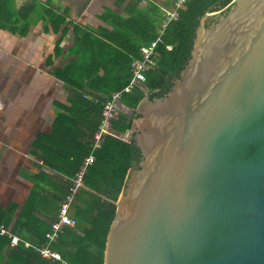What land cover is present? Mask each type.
Listing matches in <instances>:
<instances>
[{
	"label": "water",
	"instance_id": "95a60500",
	"mask_svg": "<svg viewBox=\"0 0 264 264\" xmlns=\"http://www.w3.org/2000/svg\"><path fill=\"white\" fill-rule=\"evenodd\" d=\"M218 4L165 96L137 80L139 105L115 102L132 125L108 133L133 139L141 159L104 264H264V0L212 13Z\"/></svg>",
	"mask_w": 264,
	"mask_h": 264
},
{
	"label": "trees",
	"instance_id": "16d2710c",
	"mask_svg": "<svg viewBox=\"0 0 264 264\" xmlns=\"http://www.w3.org/2000/svg\"><path fill=\"white\" fill-rule=\"evenodd\" d=\"M232 2L189 0L178 10L177 19L168 23L162 42L157 46V66L145 73V84L153 92L151 99L165 96L172 87L170 77H179L190 59L200 20L209 8L216 3L219 4L213 11L228 6L223 11L225 14ZM149 10L153 15L134 16L127 20L115 14H105L103 20L111 29L93 28L67 21L68 13L59 15L50 11L40 0H0V30L3 32L25 38L30 27L42 21L44 33L50 29L55 34L61 32L62 40L71 33L66 45L60 46L61 41L56 44L55 54L59 57L68 51L73 60L54 70L56 78L68 89L69 105L57 103L61 112L56 117L50 137L44 141L40 137L34 144L44 164L65 174L68 179L76 177L81 163L92 150L107 98L119 93L126 106L136 108L145 96L140 87L133 85L130 92L125 89L133 78L134 61L142 58L141 48L158 37L159 24L164 22L157 6L151 5ZM131 125L132 118L125 114H118L111 121L112 128L123 134L131 129ZM139 161L140 151L133 139L125 141L111 134L105 135L100 149L95 152L94 164L86 169L83 176L84 186L91 191L80 190L72 205L76 227L64 228L54 244V249L67 264H104L116 203L129 170ZM59 163L64 168H60ZM71 180L67 181L63 198L72 185ZM40 197L34 190L28 202L38 201ZM45 204L47 207L51 202L47 204L45 201ZM30 208L24 207L21 214L27 219L24 228L30 236L19 234L20 241L15 246L7 234L0 233V264H61L41 257L36 250L46 242V234L57 218L59 207L55 208V217L50 222L36 220L33 222L36 226L31 224ZM14 209V205L8 209L0 207V226H10ZM12 229V232L17 231V226ZM25 242L31 246L25 247Z\"/></svg>",
	"mask_w": 264,
	"mask_h": 264
},
{
	"label": "crops",
	"instance_id": "0c3cea01",
	"mask_svg": "<svg viewBox=\"0 0 264 264\" xmlns=\"http://www.w3.org/2000/svg\"><path fill=\"white\" fill-rule=\"evenodd\" d=\"M176 1L40 0L50 11L59 15L68 13L67 21L82 26L108 29H111V26L103 20L105 14H115L123 20L134 16L153 15L149 10L151 5L160 9L159 12L165 22V11H172ZM162 25L159 24L161 27L158 35ZM70 36L71 33L62 40L61 32L55 34L50 29L48 33H44L42 21L32 25L30 33L25 38L0 30V207L8 209L11 205L15 206L10 226L6 228L16 237L30 236L24 228L28 223L27 219L21 216L24 207H31L30 223L33 226H36L33 223L36 220L50 222L55 217V208L61 209L85 159L91 154L90 152L83 160L78 174L71 180L65 174L44 164L41 154L36 152L34 145L40 137L43 139L41 141L50 137L56 117L61 112L57 103L69 105L68 89L56 78L54 70L73 60L68 51L59 57L55 54L56 44L61 41L60 46L66 45ZM53 150L56 151L54 145ZM58 166L64 168L60 163ZM69 180L72 185L63 198ZM82 189L91 191L86 186L80 190ZM34 190H37L41 197L38 201L35 199L28 202ZM45 201L47 204L48 201L51 202L50 206L46 207ZM14 225L17 226V231L12 232Z\"/></svg>",
	"mask_w": 264,
	"mask_h": 264
},
{
	"label": "built area",
	"instance_id": "2783aa9c",
	"mask_svg": "<svg viewBox=\"0 0 264 264\" xmlns=\"http://www.w3.org/2000/svg\"><path fill=\"white\" fill-rule=\"evenodd\" d=\"M189 0H177L174 4V8L172 11H165L166 19L162 28L159 32L158 37L152 41L149 45L143 46L141 48V59H136L133 63V78L129 87L125 89V91L130 92L131 87L133 86L134 81H141L142 83H146V71L151 70L157 66L158 53L156 51L159 43L162 42V35L168 23L173 20H176L178 17V10L184 7V4ZM171 50V47H167ZM121 94H112L110 98H107V101L104 105V109L102 112V119L100 125L98 127V131L95 135V142L92 147L91 154L85 159L83 163L80 173L77 178L73 182V186L70 190V194L66 197L65 201L61 205V209L57 215L56 221L51 225V229L46 234V242L39 248H36L41 257L51 260L57 261L61 264H67L66 261L62 258L61 254L54 249V244L57 242L59 235L62 233L64 228H75L76 220L73 217L72 213V205L75 203V199L78 191L83 188V176L86 172V169L89 165H92L95 161L94 152L101 147V144L104 140L105 135L108 134V129L111 127V121L116 118L117 111L115 108V102L120 99ZM0 233L7 234L11 238L12 245L19 244V237L12 235L7 228L4 226H0ZM25 247H30L31 244L29 242L24 243Z\"/></svg>",
	"mask_w": 264,
	"mask_h": 264
},
{
	"label": "flooded vegetation",
	"instance_id": "af4514ba",
	"mask_svg": "<svg viewBox=\"0 0 264 264\" xmlns=\"http://www.w3.org/2000/svg\"><path fill=\"white\" fill-rule=\"evenodd\" d=\"M216 20H217V18H215ZM215 19H209L208 21H206V25H209V23H210V21L212 20V22L215 20ZM175 78L176 77H170V83L172 84L173 83V81L175 80ZM152 94H153V92H152ZM151 94V95H152ZM140 159H141V154H140Z\"/></svg>",
	"mask_w": 264,
	"mask_h": 264
},
{
	"label": "rangeland",
	"instance_id": "374dc122",
	"mask_svg": "<svg viewBox=\"0 0 264 264\" xmlns=\"http://www.w3.org/2000/svg\"><path fill=\"white\" fill-rule=\"evenodd\" d=\"M227 7V6H226ZM226 7H224V8H226ZM223 8V9H224ZM223 9H220V10H217V11H212V13H218V12H220V11H222Z\"/></svg>",
	"mask_w": 264,
	"mask_h": 264
}]
</instances>
